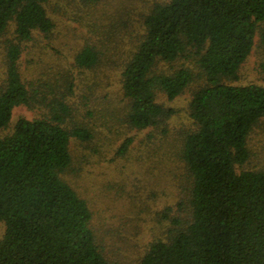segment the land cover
Listing matches in <instances>:
<instances>
[{"label": "trees", "instance_id": "16d2710c", "mask_svg": "<svg viewBox=\"0 0 264 264\" xmlns=\"http://www.w3.org/2000/svg\"><path fill=\"white\" fill-rule=\"evenodd\" d=\"M45 1L0 0V34L14 25L0 85V130L17 105L47 109L34 119L19 117L0 136V264H117L96 241L86 200L61 177L71 164L70 139L93 137L86 126L64 125L72 83L48 97L28 88L19 72L22 42L53 29ZM143 28L121 72L130 127L168 134L174 112L156 100L157 92L172 100L192 89L195 79L201 83L186 105L178 155L186 190L175 207L160 213L159 221L169 225L148 244L139 264H264V168H245L249 135L264 121V86L231 83L256 36L264 52V0H167L144 15ZM178 59H192L199 71L179 65L156 72L159 62ZM98 61L89 45L75 56L76 65L86 69Z\"/></svg>", "mask_w": 264, "mask_h": 264}, {"label": "rangeland", "instance_id": "374dc122", "mask_svg": "<svg viewBox=\"0 0 264 264\" xmlns=\"http://www.w3.org/2000/svg\"><path fill=\"white\" fill-rule=\"evenodd\" d=\"M165 1L46 0L44 7L53 29L48 35L35 32L32 39L22 42L18 60L27 87L46 91L48 97L59 95L72 83L66 99L71 114L64 125L86 126L93 137L89 141L70 139L71 164L61 177L86 200L96 241L117 264L140 263L148 244L163 237L169 225L168 220L159 221L160 213L175 207L186 190L185 165L178 155L188 124L186 105L200 80L195 79L192 89L172 100L157 92L156 100L174 112L167 125L169 135L162 136L159 128L139 130L128 125V104L121 89L122 69L144 33V15ZM13 39L11 22L0 34V85L6 76L7 42ZM255 41L231 83L264 86V52L257 47L258 36ZM86 45L99 54L98 63L90 69L75 63V56ZM179 65L193 73L199 71L192 59L159 62L155 70ZM46 112L44 104L15 106L0 136L10 133L19 117L34 119ZM248 145L251 154L245 168H264V121L250 133ZM3 232L0 222V238Z\"/></svg>", "mask_w": 264, "mask_h": 264}]
</instances>
